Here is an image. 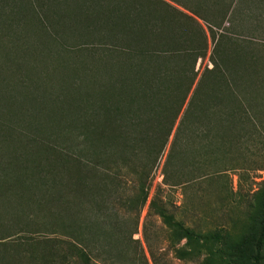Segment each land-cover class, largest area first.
Returning <instances> with one entry per match:
<instances>
[{
  "label": "trees",
  "instance_id": "16d2710c",
  "mask_svg": "<svg viewBox=\"0 0 264 264\" xmlns=\"http://www.w3.org/2000/svg\"><path fill=\"white\" fill-rule=\"evenodd\" d=\"M213 1L0 0V43L3 31L14 32L15 48L25 57L24 64H9L13 71L23 65L38 77L50 55L60 57L61 71L71 69L67 61L74 54L78 60L76 90L67 86L73 83L71 75L59 74L65 100L76 99V120H70L71 126L76 122L78 136L76 172L51 157L58 153L57 147L40 146L39 141L33 151L24 148L23 155L15 152L0 158V182L6 187L2 191L0 186V200L8 196L9 189L15 198L29 195L31 184L25 179L10 185L11 172L27 169L29 154L46 160L31 167L34 177L48 170L55 186L60 174L61 179H68L62 190L50 195L51 205L35 203L52 224L63 227L69 240L64 244L13 241L10 238L19 237L18 233L7 232L12 233L15 225L0 220V264H18L23 259L18 256L21 252L26 264H124L125 260L147 264L143 245L133 235L148 200L154 168L170 138L162 185L179 188L182 205L191 202L192 189L216 183L223 185L226 196L220 201L227 205L232 196L229 174H236L241 183L253 172L264 170V77L242 59L246 57L241 52L219 49L224 36L218 37L208 27L207 33L198 22L215 23L228 14V8L219 11ZM208 36L215 42L208 58L211 67L199 72L196 64L208 54ZM75 49L76 53L71 52ZM43 73V83L51 85L53 75L48 68ZM2 83L5 88L0 93L7 96H0V143L8 140L5 118L18 119L44 135L48 128L40 124L42 116L31 113L27 120L23 113L31 104L46 107L49 94L42 91L40 99L25 98L13 92L1 76L0 87ZM62 106L60 118L55 108H48L49 122L59 119L64 124L72 106ZM160 189L149 200L146 217L156 216L177 241H184L172 249L174 257L192 259L195 264H234L216 248L221 235L202 230L196 220L187 225L178 219L161 198ZM120 206L135 213L133 219L128 218L129 225L119 214ZM190 208L185 218H196L192 214L195 207ZM241 219L243 236L252 226L258 229L249 264H260L264 258V186L241 208ZM142 236L155 264L147 219Z\"/></svg>",
  "mask_w": 264,
  "mask_h": 264
},
{
  "label": "rangeland",
  "instance_id": "374dc122",
  "mask_svg": "<svg viewBox=\"0 0 264 264\" xmlns=\"http://www.w3.org/2000/svg\"><path fill=\"white\" fill-rule=\"evenodd\" d=\"M213 2V6L217 7L219 11L223 10V7L224 9L228 8V14L226 13L222 20L218 19L214 21L215 23H207L200 20H198V22L205 28L207 33L208 27L211 28L218 37L220 35L224 36L223 40L220 42L219 49H225L230 52L234 50L241 52L246 57L245 59H242L252 64L256 74L264 77V0H215ZM195 12L199 14L198 11L195 10ZM1 36L3 37V41L0 43V52L3 48L5 50L3 53L5 54L1 55L0 53V77L2 76L10 82L9 87L11 90L13 89V92H17V94L22 93L25 98H34L37 100L39 96L40 99L42 98L40 97L42 91L49 94V96H47L48 104L46 107L43 103L38 107H36L38 104H31L30 107H25L28 109L27 112L23 113V118L27 120H30V117H26L31 116L33 113L42 116L40 124L42 125L45 123V128H48L47 131L42 133L44 135L34 133L31 128L29 129L27 125L20 123L18 119H13L11 121H8L7 118L4 119V124L7 125L8 128L3 127V129L6 139L8 140L6 143H0V153L2 155L5 154L0 156V158H7L8 155L11 153L14 154L15 152H18V156L23 155L24 148L26 150L34 148V146H37L35 141H39L42 142L40 146L50 145L57 147L58 153L51 155V157H53L54 160L60 159V164H63V166L70 170V172H76V140L78 139V136L76 134V122H74L72 126L70 124L72 117H74V121L76 120V99L72 100V102L65 100L64 95L61 94V85L59 84L61 75H67V77H69L68 75H71L70 80L73 83L68 84L67 86L76 90V67L78 66V62L76 63V61H78L76 59V54L73 55L74 57L72 59L69 57L70 60L67 61V65L69 62L71 63L69 64L71 65V69L63 67V71H61V65L59 66V63L61 64L62 62L59 56V60L55 58L53 59L51 55L47 58V66L42 69V75L45 74L43 72L48 68V72L53 75V77L52 84L46 85L43 83L42 75L39 74L37 77L34 75V72L29 70V67L28 70H26L22 65L20 71L17 69L16 71L12 70L13 68L9 64L13 61H18L17 63L24 64L25 61L23 58L25 57H22L21 53L15 48L17 44L16 34L14 32L3 31ZM208 40V54L204 60H198L196 64V69H198L199 72H201L205 66L211 67L208 58L215 42H211L209 36ZM71 52L76 53V49ZM31 77L36 79L31 81ZM17 82L26 83L27 85L21 86ZM1 85L2 87H0V90L2 91L5 86L3 83ZM4 95L7 96L5 93H0V96ZM261 95L264 96V93ZM5 96L4 99H6ZM65 103H69L72 106V110L71 114H68L67 117L65 116L63 118L65 120L64 124H62L59 119L56 123L49 122L47 119V111L50 112L48 108H55L57 117L60 118L63 111L62 105H65ZM42 106L45 110L42 109ZM30 108H35V110H31ZM38 108H41L43 111H39ZM24 111L26 110L24 109ZM52 123L54 124L52 125ZM57 123L62 124L63 126L58 125ZM51 125L52 130H49V126ZM50 131L53 132L52 135L47 134ZM171 139L172 138L169 139L165 150L154 168L153 182L149 190L148 200L140 211L137 233L133 235V238L140 240L143 245L146 263L154 264V260H152L147 253L142 236V225L147 219L149 235L155 253V264H195L192 259L181 260L175 258L172 249L180 247L184 241H177V237L169 228L164 227L161 224L160 219L156 216L150 215L148 218L146 217L148 213V202L157 191L158 186H160L161 198L167 200L170 210L176 214L178 219L185 220L187 225H194L196 220L197 225L202 228V230H214L219 233L221 235V240L217 243L216 248L221 254L225 258H229L234 264H249L250 256L254 253L253 243L257 238L256 236H258V229L252 226L244 236L242 235L245 232V228H243L241 219V208L252 198L253 194L257 192L259 188L264 186V170L253 172L249 179L241 183L238 182L236 174H229L228 181L232 196L231 202L227 205L220 201L222 197L226 196V193L221 191V188L223 187L221 183H216L210 186L203 185L197 189H192L189 193L191 202L188 203L186 200L182 205L184 199L181 195V190L179 188L170 189L162 185V166ZM31 151L33 150L31 149ZM41 160L42 163L46 161L43 160L42 156L38 159L37 155L36 157H33L30 154L29 156L27 155V169L25 171L11 172L12 180L11 176L9 179L6 178L5 181L7 182L11 180L12 183L10 185H16L18 181L25 179L27 183L31 184V187L29 189V195L28 193H25L23 197L19 198L10 196L11 189L8 188V196L0 200V220L4 221V223L8 224L10 227L15 225L12 233L10 230L7 232L9 234L18 233L17 236L19 237L13 236L10 238L13 241H25L26 239L38 242L39 244H64L69 238L64 234L65 231L63 227L52 224L53 221L47 217L46 213L38 211V205L35 201L40 200L48 207L51 205L49 199L50 195L57 192L58 189L62 190L68 179H61L62 174H60L59 180L56 181L57 184L55 186L52 183L48 170H44V172H40L39 175L36 176L39 178L37 180L33 175L31 167L37 166V163ZM70 172H63V174ZM0 186L2 187L1 190L4 191L6 188L4 187V184L0 182ZM190 206L195 207L192 214H197L196 218H185L184 214L187 213L186 209L192 211ZM118 210L120 216L126 219L125 221L129 225L130 221L128 218H130V220L133 219L135 213L127 212L126 209L121 206ZM186 216L188 217V215ZM15 220L17 222H15ZM30 224H39V227H34L32 229L29 227ZM241 237L244 238L242 239ZM236 243L239 244L238 248H236ZM24 255V252L19 253L18 256H23V259L18 258L22 260L18 264L27 263ZM70 264H76V262H71ZM124 264H131V262L125 260ZM260 264H264V258L261 260Z\"/></svg>",
  "mask_w": 264,
  "mask_h": 264
}]
</instances>
